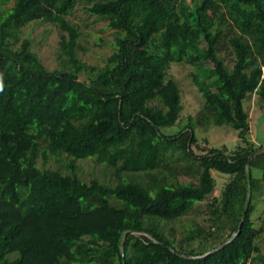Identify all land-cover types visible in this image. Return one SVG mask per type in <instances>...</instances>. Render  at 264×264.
<instances>
[{"label": "trees", "instance_id": "obj_1", "mask_svg": "<svg viewBox=\"0 0 264 264\" xmlns=\"http://www.w3.org/2000/svg\"><path fill=\"white\" fill-rule=\"evenodd\" d=\"M79 1L0 10V264H264L252 219L264 154L250 162V181L247 171L264 145L249 139L245 107L257 98L264 109V0H85L115 31L103 67L79 57L81 33L68 20ZM37 22L61 31L57 70L21 40ZM180 63L194 68L215 124L238 132L233 151L202 146L192 117L179 123L181 89L168 73ZM63 155L68 172L46 167ZM94 158L114 184L80 178L78 162ZM213 172L228 177L219 198ZM202 206L208 227L175 240L169 225Z\"/></svg>", "mask_w": 264, "mask_h": 264}, {"label": "rangeland", "instance_id": "obj_2", "mask_svg": "<svg viewBox=\"0 0 264 264\" xmlns=\"http://www.w3.org/2000/svg\"><path fill=\"white\" fill-rule=\"evenodd\" d=\"M13 6V0H0V10L5 11ZM86 1L78 2L75 10L68 16V20L75 25L81 33L80 46L82 50L79 57L83 62L89 65L103 67L108 57L116 49L115 31L108 27V22L91 16L87 11ZM29 38L32 41V49L36 51L42 60L44 66L50 71L60 68L58 53L60 50V29L52 24L31 23L21 30V40ZM16 46H19L16 45ZM225 56V55H222ZM231 58L228 57L227 63L231 64ZM211 66V64H209ZM194 68L188 64H173L169 70L168 77L174 79L181 89L183 111L181 114L180 124L186 125L187 119L192 117L195 123V133L202 146H206L205 141L210 147H226L229 151H233L240 144L238 132L233 130L227 124H217L215 122V111L206 107L205 98L198 87L193 83L191 74ZM83 78V77H82ZM245 107L249 108V139L257 146L264 145V109L258 104V99L253 98L249 102H245ZM216 123V124H215ZM178 130V126L168 130ZM63 161H57L52 158L46 167L51 169H60L68 172L65 163L68 164L70 159L65 155L62 156ZM78 175L86 182L98 179L101 182L114 184L116 177L114 171L104 164L98 163L94 159H86L79 161ZM42 161H39V166ZM261 170H253V176L262 177ZM216 180V190L213 197L219 198L228 180V177L213 172ZM172 181V180H171ZM181 183L190 182L188 177H181ZM174 182V180H173ZM201 213L195 212L189 214L169 227H173L175 232V240H181L185 237L189 230H194L196 225L208 227L207 214L208 209L205 206ZM264 192L262 196L255 202V212L252 216L256 229H262V238L258 240V245L264 254ZM169 234V232L167 231ZM195 245V244H194ZM197 245V244H196Z\"/></svg>", "mask_w": 264, "mask_h": 264}, {"label": "water", "instance_id": "obj_3", "mask_svg": "<svg viewBox=\"0 0 264 264\" xmlns=\"http://www.w3.org/2000/svg\"><path fill=\"white\" fill-rule=\"evenodd\" d=\"M264 154V148L263 149H260L258 151H256L255 153H253L249 159H248V162H247V171H248V176H249V181L251 179V174H250V162L258 157L259 155H263ZM249 205H250V197H248L247 199V203H246V206H245V210H244V213H243V218H242V221H241V225L239 227V232L241 230V227H242V224L244 223L245 221V218H246V214H247V211H248V208H249ZM237 235L233 236L230 240H228L226 243H224L223 245H221L220 247H218L216 250L210 252V253H207L206 255L200 257V258H203V257H206V256H209L210 254H213L219 250H221L222 248H224L226 245H228L230 242H232L234 240V238L236 237ZM125 253H124V250H123V257H124Z\"/></svg>", "mask_w": 264, "mask_h": 264}, {"label": "clouds", "instance_id": "obj_4", "mask_svg": "<svg viewBox=\"0 0 264 264\" xmlns=\"http://www.w3.org/2000/svg\"><path fill=\"white\" fill-rule=\"evenodd\" d=\"M0 88H2V83H0Z\"/></svg>", "mask_w": 264, "mask_h": 264}]
</instances>
